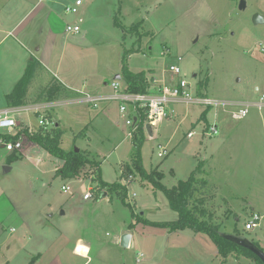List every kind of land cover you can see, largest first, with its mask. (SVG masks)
Wrapping results in <instances>:
<instances>
[{"label": "rangeland", "instance_id": "rangeland-1", "mask_svg": "<svg viewBox=\"0 0 264 264\" xmlns=\"http://www.w3.org/2000/svg\"><path fill=\"white\" fill-rule=\"evenodd\" d=\"M245 1L246 7L241 9L240 0H82L77 14L65 13L63 6L55 9L54 23L49 25L45 22V9L34 11L33 4L23 0H0V40L28 12L29 20L37 15L20 36L8 33L0 43V109L8 105L6 95L13 91L33 55L46 58L51 71L40 69L33 78L28 104L36 101L57 64V74L66 79L80 81L84 77L89 83L110 82L114 76L112 70L122 64L124 47L138 49L129 57L133 71L155 68L160 74L167 72L170 78L169 67L176 64L182 77L193 87L198 88L199 81L207 78L205 90L210 97L259 100L260 96L264 97V23L255 24L252 18L255 13L264 17V0ZM116 15L127 29L125 39L124 29L114 23ZM79 17L83 18L82 32L77 36L67 33L64 22ZM139 21L143 23L138 33L128 30ZM39 22L44 26L40 35L35 28ZM25 23L28 22L22 21L20 25ZM51 26L54 36L46 37ZM108 102L112 103V110L60 105L48 114L53 120L58 119L64 130L62 148L90 150L101 161L104 179L115 182L119 178V164L133 155V145L125 138L128 126L121 119L119 101ZM190 106L191 116L185 121H180V117L163 120L159 123L158 138L152 139L149 134L145 137L141 150L143 167L147 173L163 172L161 182L171 188L188 179L199 161L209 158L217 148L216 166L205 160L200 174L196 173V177L207 179V183L204 187L198 185L201 188L195 197H203L201 206L214 215L212 224L220 225L225 237L254 243L264 234V108L253 106L250 115L243 119L219 112L215 120L214 110L209 111L208 122H218L219 134L203 137L206 123L201 120L193 126L203 108ZM82 113L94 119L84 120ZM37 120L34 116L33 125ZM86 125L87 137L79 136ZM189 129L195 131L193 140L186 137ZM159 145L166 148L164 157L158 155ZM7 153L0 149V218L7 217L4 238L12 237L18 242H14L11 250L1 247L0 264H24L37 251L47 252L40 264H82L84 259L73 254L64 237L55 238V231L45 234L39 229V215L47 220L49 214L60 213L63 205L71 209L67 204L72 203L73 196L80 198L77 209H73L77 234L94 239V249L80 242L75 251L90 256L88 262L92 264H239L233 255L221 263L215 242L205 232L190 228L171 231L135 223L131 206L135 214L142 213L153 221L178 219L163 190L140 173L127 185L130 205L113 194L109 204L112 209L99 211L83 200V186L92 185L89 165L83 169L82 176L65 179L55 176L53 170L62 159L39 145L11 162ZM64 183L71 191L62 190ZM193 204L191 201L189 207ZM252 213H260L263 219L258 227L247 231L245 221ZM25 219L30 225L31 240L20 238L26 234L22 224ZM131 223H135L133 228H129ZM137 224L142 226L134 233V247L124 248L114 243L120 225L135 230ZM13 225L17 228L15 232L11 231ZM79 247H88L89 253H79ZM240 260L241 264H255L250 259Z\"/></svg>", "mask_w": 264, "mask_h": 264}, {"label": "trees", "instance_id": "trees-1", "mask_svg": "<svg viewBox=\"0 0 264 264\" xmlns=\"http://www.w3.org/2000/svg\"><path fill=\"white\" fill-rule=\"evenodd\" d=\"M120 8V7H119ZM114 23L116 26H119L124 29L125 33L123 38L126 37L127 29L119 21V17L116 15ZM143 21H139L136 24L130 27V31L139 32V27L142 25ZM144 35H149V32H145ZM143 36V35H142ZM138 49L134 48H123L122 55V67H121V77L125 85V89L128 92L132 93H146L148 92L149 78L145 70L134 72L129 67V57L136 53ZM32 61L28 63V66L23 74V76L16 83L13 91L6 95V101L8 107H15L27 104V95L29 91L30 83L35 77L37 71L41 69V63L36 59H31ZM208 86V79L199 81L197 94L199 96L205 95V89ZM66 92V87L54 78L47 86L40 90L39 95L37 96L38 100H55ZM207 93V92H206ZM211 107H207L200 116V120H203L208 126L210 123L207 119V113L210 111ZM51 114H49L50 116ZM145 114L142 112L140 121L137 123V129L135 130L131 141L133 145V155L131 161L125 163L124 169L120 175L119 181L115 182H106L103 180L101 175V161L96 159L89 150L76 151L71 149L69 151L65 150L61 146V139L64 133L63 129L60 127L57 122L49 130H40L35 132L31 138L42 148L46 149L53 156L64 160V164L61 168L57 170L56 175H60L62 178H74L82 176V171L87 165H89L91 173L89 176L92 180V187L90 189L91 195L95 199L101 198V195L107 191L110 198L113 197V194H116L124 204L130 205L127 202L128 199V189L121 182L122 179L127 178L130 174L136 175L140 173L143 175V178L151 181L155 187L160 190H163L165 195L169 200V205L175 212L178 213V219L170 222H161L153 221L147 219L142 214H135L134 209L132 208V216L135 218V223H143L145 225L168 228L171 231L190 228L194 231H202L207 233L215 242L219 254L222 257V263L226 262L230 255L240 258L244 256L255 262V264H264L262 259L254 253L249 248L238 244L237 242L225 237L220 232V225H213L214 215L210 213L206 208L202 207L201 203L203 197H195V192L207 183L206 179H200L196 177L197 172L202 171V163L199 162L197 168L192 171L186 180H181L177 185H174L171 188L166 187L162 184L161 179L164 176L163 172L159 170H154L151 173H147L143 167L141 150L145 142V133H144V121ZM82 133H79L81 136ZM6 140L13 139L10 135H4ZM23 155L13 152L9 155V162L21 158ZM89 171V172H90ZM93 172V173H92ZM86 173V172H85ZM191 201L194 202L193 207H189ZM135 223H131L129 228H133ZM254 244L258 246L262 251L263 248L259 245L258 241H254Z\"/></svg>", "mask_w": 264, "mask_h": 264}, {"label": "crops", "instance_id": "crops-1", "mask_svg": "<svg viewBox=\"0 0 264 264\" xmlns=\"http://www.w3.org/2000/svg\"><path fill=\"white\" fill-rule=\"evenodd\" d=\"M23 1L24 2H29L30 4H33L34 11H35V8H36V10L38 8H41V10H39V11H42L43 9H45V12H47V17L45 18V22L46 23H49V25H53V23H54L53 20H55L54 17L56 16V14L54 13V10L55 9L58 10L60 6H63V11L65 12V10H64L65 5H67L69 3H73V1H71V0H69V1H67L65 3L63 2V0H23ZM5 6H7V5L5 4L4 7ZM33 8H31V9H33ZM36 18H37V15L34 16V17H32L29 20V12H28L25 16H23L17 22V24H15V26L11 30L8 31V33H12L13 35L16 34L17 37L20 36V34H22L26 30V28L28 27V25L32 24V21L35 20ZM56 18L58 20H60L58 17H56ZM79 18H82V17H79ZM79 18H76L74 21H71V22H64V25H66L67 23H77ZM22 21H25V22L27 21L28 23H25V25L22 26V25H20ZM40 23L41 22H39L35 26V28L38 31V34L39 35L44 32V26H43V24H40ZM82 30H83V26H82ZM8 33L5 35V37L8 35ZM50 35L54 36L53 35V31H52V26L48 28L46 37L47 36L49 37ZM77 35H79V34H77ZM77 35H73V36H77ZM5 37H3L0 40V43L3 41V39ZM31 55H32V53H31ZM33 58H36L41 63V67H42L41 69L46 70L47 72H50L51 71V69L49 68V65L50 64H49V62L47 61L46 58H44V57H37L35 55H33ZM129 62H130V60H129ZM58 63H59V61H58ZM121 67H122V64H120V66L117 67L116 69L112 70L114 72V76H113V79L110 82H105L104 84H100L101 82H98V83L91 82V83H89V81L86 80V79H84L83 76H82L83 78L80 81L66 79V78L60 76L59 74H57V71H58V64H57L56 65V70L54 71V74L51 77V79L48 81L47 85L54 78H56L58 81H60L66 87V92L64 93V95H62L61 97H59V98H57L55 100H52V101H49V100L48 101L47 100H38L37 97H36V101L35 102L29 103V104L27 103V104L28 105L41 104V105H45L46 108L49 107V106H53L52 108L50 107L51 109H53L56 106H60V105H65V106L73 105L74 106V105L79 104V105H82V106H88V107H90L92 109L93 108L94 109H100V111H101L102 108H103L104 111L107 110V109L112 110L113 106H112V103L111 102H100L98 104V106L95 107L92 103H89L88 101H86L84 97H85L86 94H91V95H95V96H101V95H105V94H109V93L113 92V89L111 87V83L115 79H117V75L121 73ZM59 69H60V66H59ZM39 70L37 71L36 75H38V72L41 71V70L40 71ZM139 71H143V70H139ZM139 71H134V72H139ZM145 71H147V76L151 80L152 87H153L152 89H155V88L160 87L163 84V82H165L166 84H170L171 83V81H170L171 77L170 78L168 77L167 72L160 74V73L157 72V69H155V68L150 69V70H145ZM118 80L120 81L121 84H123L122 77H121V79H118ZM158 84H160V85H158ZM28 93H29V91H28ZM39 93H40V91H39ZM39 93H38V95H39ZM205 94L207 95L208 93H206V91H205ZM213 99H216L217 101H220V102H228V103H231V104L232 103H239V104L249 103V104H251L250 107H249V113L247 114L246 118L250 115V109L253 106L254 107H258L260 109L262 107L264 108V106H263L264 105L263 95L260 96L259 100H248V101H239V100H235V99H232V100H224V99H218V98H213ZM258 102H260V103L263 104L262 107H259L257 105ZM116 103L118 104V102H116ZM190 105H187L186 103H183V102L170 104L169 107L174 110V113H173V115L169 116L166 119L180 117V119H181L180 121H185L187 118H189L191 116V106ZM194 105H197V104H194ZM118 106H119V104H118ZM198 106H202V108L204 110L206 109L205 106H203V105H198ZM203 109L201 110L199 116L196 117L198 119L195 122L193 121V126H195L196 123H199V121H201L200 120V116H201V113L204 111ZM231 109H232L231 106L230 107L229 106L228 107L219 106V107H211L210 111L214 110V115H215V118H216V116L219 114V112H223V113H226V114H229V115L232 116ZM49 112H50V109L49 108L46 109V113H49ZM119 113L121 115V119L124 120L123 115L120 112V109H119ZM88 117L90 118V121H92L94 119V118L91 117V115H87L86 113H82V115H81V118L84 119V120H87ZM215 120H217V118ZM55 121L61 127L60 121L58 119H55ZM214 122L218 124L217 121H214ZM31 123L33 125V117H31ZM37 124H38V122H36V125H33V126L34 127H37ZM160 124H158V126ZM87 126L88 125H86L85 126L86 128H83V130H81L79 132V133H82L81 136L87 137V133H86ZM190 130H192V129H189L188 131H190ZM129 131H130V128L128 126V129H127V133L128 134L126 135L125 138H128L131 141V137L129 136ZM157 132H159V130ZM61 143H62V139H61ZM131 143H132V141H131ZM179 144H180V142L178 144H176V146L172 149L171 152H173ZM0 149H4V148L0 146ZM80 149L81 148H79V150ZM85 150H88V149H85ZM7 154L10 155V153H7ZM217 154H218V152H217V148H216L215 149V152L211 153L209 158L202 159L199 162H201L202 163V166H203V165H206V163L204 161L205 160H209L210 161L209 162L210 165H212V166L215 167L216 165L214 164V161L217 160ZM130 161H131V158L129 160L122 161V163L119 164L120 165L119 166V178H120V175L122 173V165L125 164V163H128ZM63 164H64V160H60L59 163H56V166H55V168L53 170L57 173V169L61 168L63 166ZM198 174H200V172H198ZM101 175H102V172H101ZM55 176H57V175H55ZM102 178H103L104 181L109 182V181H107V180L104 179L103 175H102ZM119 178L117 179V181H119ZM198 178L203 179V177H198ZM64 185H67V184L66 183L62 184L61 188ZM85 188L87 189V187H85ZM113 199H114V196L112 198H110L109 195H106V196L103 197V194L101 195V198H99V199H95L93 197L90 198V199H85L83 197V200H85L87 202H90L89 203L90 204L89 206L92 207V209H98L99 211L102 210V209H104V210H111L112 208H111V205H109V204L113 201ZM70 201L72 203L67 204V205H69L71 207V209H68V208H66V205H63L62 206V210L60 211V213L56 214L55 212H53V213L49 214L47 216L48 217L47 220H45V218H43L42 214L39 215L38 216V219L40 220L39 229L42 230L45 234H47L48 231L51 232V233L53 231H55L56 232L55 233V238H58L59 235H60V237H64L65 238L64 242L67 243V247L72 250L73 254L78 255V256H81L84 259V261L82 262V264H88V263L89 264H92V261L88 262L90 260V256L89 257H85V256H82V255H79L75 251L76 246L80 242H82L84 245L89 246L90 249H94V239L92 237L81 236V235L77 234L78 230L76 229V223H75V214H74L75 211L73 209H77V203L80 201V198H76V196H73V198H70ZM94 202H96V203H94ZM252 214H254V213H252ZM257 214L261 215L260 213H257ZM261 216H263V215H261ZM249 218L246 219L245 223L248 221ZM0 220H1V222H0V251H2L1 250V247L2 246H5V247H7L8 250H11L13 248L14 242H18V240L12 239V237L4 238V235H5V232H4L5 231L4 223H6L7 217H1ZM52 220H57V221L56 222H52ZM27 221H28V219H25L23 221V223H22L24 225V228H25V231H26L25 233L26 234L24 236L20 237V238H24V240H25V238L27 240H31V238L33 236L30 233V225L28 224ZM260 223H261V221H260ZM140 225L142 226V224H137L135 230H129L128 229V226L126 228H124L123 225H120L119 226L120 234H118V235L115 236L114 243L117 244V245H120V241H121L122 235L125 232H130L131 235H132V237H131V244H130L129 247H131V248L134 247L135 246L134 233H137V229L140 228L139 227ZM157 229H159V228H157ZM16 230H17V228L13 225L11 227V231L12 232H15ZM73 232H75L76 234L75 235H72ZM27 236H28V238H27ZM41 239H40V241H42ZM256 241L259 242V245L264 250V234L261 235V237L258 240H256ZM46 253H47L46 251H37L34 254V256H32V258L30 259V261L28 260L27 262H24V264H33L35 262H38V264H40L42 262L43 258L45 257ZM228 259H229V257H228ZM236 259L238 260L239 264H241V260L240 259L249 260L248 258H246L244 256L243 257L240 256V258H236ZM221 261H222V258H221ZM250 261H251V259H250ZM7 262H8V260H7ZM0 263H2V262H0Z\"/></svg>", "mask_w": 264, "mask_h": 264}, {"label": "built area", "instance_id": "built-area-1", "mask_svg": "<svg viewBox=\"0 0 264 264\" xmlns=\"http://www.w3.org/2000/svg\"><path fill=\"white\" fill-rule=\"evenodd\" d=\"M82 5V0H75L73 3L65 5V12L70 14H77L80 11ZM83 18H79L77 23H67L65 25V30L71 35L80 34L82 31L81 23ZM169 71L172 74L171 83L163 84L159 88L152 89V83L149 79L148 92L146 93H132L125 89V85H121L118 79H115L111 83L113 92L101 96H95L91 94L85 95V100L92 103L95 107L98 106L100 102H108L112 100L119 101V109L123 115L125 123L129 126V136L132 138L135 130L137 129V123L140 121L142 112L145 114L146 118L144 121V133L145 137L149 134L152 139H156L159 136L160 128L156 122L160 120L163 122L166 118L173 115L174 110L169 107L170 104L183 102L187 105L197 104L203 105L205 108L209 107H232L231 113L234 118L242 119L249 113V107L251 104L244 103H228L220 102L208 95L199 96L197 94L196 86L184 79L181 75V68L179 65H170ZM264 98V97H263ZM53 106L46 108L45 105L35 104V105H21L15 107H4L0 109V146L3 147L8 153H19L24 155L25 151L38 144L31 138V136L40 130H49L55 123L46 109H51ZM233 108H238L233 109ZM26 116V119L23 117ZM36 116L38 119L37 127H34L31 123V117ZM147 125H150L151 132L147 130ZM159 129V132H157ZM203 137H211L219 134V126L217 123H210L208 126H204L202 129ZM4 135H10L13 139L6 140ZM195 136V131H188L186 137L192 140ZM160 151L158 155L164 157L166 154V148L159 145ZM133 175H129L128 178L122 179V183L128 189L129 197V184ZM128 185V186H127ZM83 186V193L85 199L92 198L90 189ZM63 191L68 192L71 190L69 185H64L62 187ZM107 192V191H105ZM136 193L133 194L135 196ZM263 216L254 213L245 223V229L247 231L252 230L260 225V221Z\"/></svg>", "mask_w": 264, "mask_h": 264}, {"label": "water", "instance_id": "water-1", "mask_svg": "<svg viewBox=\"0 0 264 264\" xmlns=\"http://www.w3.org/2000/svg\"><path fill=\"white\" fill-rule=\"evenodd\" d=\"M239 7L241 9H245L246 7V1L245 0H240V4H239ZM253 22L255 24H260V23H264V17L261 16L259 13H255L253 15ZM117 79H121V75L118 74L117 75ZM147 130L149 133H152L151 132V127L150 125H147ZM76 151H79V148L76 147L75 148ZM6 170H8L9 168L7 166L4 167ZM107 195V192H104L103 193V197ZM142 214V213H141ZM131 233L130 232H125L122 237H121V241H120V245L124 248H128L131 244ZM235 242H237L238 244L240 245H243L247 248H249L250 250H252L254 253H256L261 259L262 261L264 262V251H262L258 246H256L254 243L248 241L247 239H237V238H233L231 239Z\"/></svg>", "mask_w": 264, "mask_h": 264}, {"label": "bare ground", "instance_id": "bare-ground-1", "mask_svg": "<svg viewBox=\"0 0 264 264\" xmlns=\"http://www.w3.org/2000/svg\"><path fill=\"white\" fill-rule=\"evenodd\" d=\"M161 121L160 120H158L157 122H156V124H159ZM78 252L79 253H82V254H88L89 253V248L88 247H79L78 248Z\"/></svg>", "mask_w": 264, "mask_h": 264}]
</instances>
